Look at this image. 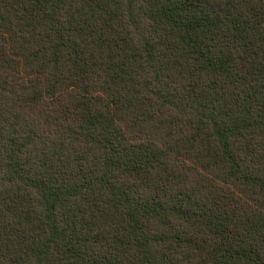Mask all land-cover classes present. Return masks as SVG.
I'll list each match as a JSON object with an SVG mask.
<instances>
[{
    "label": "trees",
    "instance_id": "obj_1",
    "mask_svg": "<svg viewBox=\"0 0 264 264\" xmlns=\"http://www.w3.org/2000/svg\"><path fill=\"white\" fill-rule=\"evenodd\" d=\"M0 264H264V0H0Z\"/></svg>",
    "mask_w": 264,
    "mask_h": 264
}]
</instances>
